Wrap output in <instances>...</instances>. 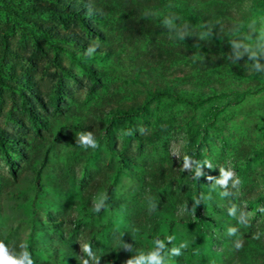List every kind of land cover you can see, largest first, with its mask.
I'll return each mask as SVG.
<instances>
[{"label": "rangeland", "instance_id": "rangeland-1", "mask_svg": "<svg viewBox=\"0 0 264 264\" xmlns=\"http://www.w3.org/2000/svg\"><path fill=\"white\" fill-rule=\"evenodd\" d=\"M116 1L103 3L107 19L101 27L105 39L99 43L112 47L114 54L93 57L71 46L69 52L59 54L61 65L73 78L63 77L60 113L45 114V128L35 133L25 119L24 125L15 121L21 114L14 108L0 111V127L23 139L22 154L8 151L10 164L0 158V243L9 255L23 259L33 209L40 222L35 246L49 252V257L38 252L34 264H61L60 260L109 264L107 260L113 258L136 264L141 255H159V242L164 243L168 235L170 250L182 243L186 247L180 248L178 256L171 253L163 258L162 264H264V68L248 61H264V0H234L224 17L227 44L242 45L249 56L243 73L237 72L235 62L215 52L188 47L160 68L154 52L174 46L155 31L172 22L166 10H149L128 22L125 8L115 7ZM185 2L204 10L224 3ZM3 7L0 3V35L11 42V48L31 53L25 24ZM49 23L58 28L54 21ZM123 26L131 30L129 37ZM143 54L151 59L150 65L134 77L125 61ZM39 61L33 72L48 85L54 80L47 75L52 68L43 57ZM79 63L97 72V83H90ZM154 86L210 102L194 111L178 106L164 113L172 129L152 144L127 141L112 128L110 146L124 151L127 158L120 163L104 146V112L120 104L138 103L145 90ZM211 104L223 109L214 128L207 131L206 145L200 151L202 162L194 177L184 153L185 131ZM63 123L84 126L98 147H83L81 133L69 130L55 140ZM35 172L43 189L34 199ZM224 173L231 174L227 183H221ZM194 179L199 186L198 212L193 202ZM98 205L99 216H84L83 209L90 211ZM48 219L58 227L56 233L48 230Z\"/></svg>", "mask_w": 264, "mask_h": 264}, {"label": "trees", "instance_id": "trees-1", "mask_svg": "<svg viewBox=\"0 0 264 264\" xmlns=\"http://www.w3.org/2000/svg\"><path fill=\"white\" fill-rule=\"evenodd\" d=\"M16 1L17 4H13L11 0H0V3L4 5L3 9L25 24L23 31L27 39L32 42L33 49L31 53L23 54L11 48V42L5 36L0 35V111L8 106L14 108L21 114L15 121L19 125H24L23 119H25L28 128L37 133L39 128H45V114L60 113V85L63 77L73 78L71 72L61 65L58 58L59 54L69 52V46L78 49L84 55L93 57H98L100 54L107 56L114 54L112 47L99 46V43L105 39L101 27L104 26L107 19L103 3L109 2V0ZM130 1L129 3L133 4H129V6L126 4V0L114 2L115 7L125 8V16L128 22H132L135 16H141V14L155 9L166 10V14L172 20L165 26L159 25L158 30H155L164 41L171 40L174 45L154 52L155 62L160 64V68H166L175 59L177 53H184V47H188L196 48L206 54H214L215 52L217 57L235 62L238 66L237 72H245L244 61L249 58L248 55L244 54L245 48L240 44L232 47L227 44L225 37L228 24L224 17L228 13V6L234 0H219L224 3L213 5L209 10L196 9L194 5L189 6L185 0ZM211 1L213 0H203L206 3ZM182 2L184 3L182 4ZM13 9H17L18 12ZM42 16H45L46 19H42ZM232 18L234 17L231 16L230 19ZM50 20L54 21L58 28L50 26ZM123 28L125 35L127 34L129 37L132 33L131 30L126 26ZM144 30L150 29L144 28ZM89 48H94L95 51L88 54ZM41 57L44 58L45 64L52 68V72H48L47 75L54 80L48 85L41 83V80L37 79L33 72ZM248 61L250 64L256 63L259 67L264 68V61L259 58H251ZM150 62L151 59L143 54L141 58L134 61L127 59L124 65L131 69L134 77H137L142 68L149 67ZM79 66L92 85L98 82V74L93 68L83 63H79ZM208 102H210L209 98L188 96L169 87L154 86L152 89L145 90L144 96L138 103L109 107L104 112L102 121V138H104L106 151L115 155L120 163L127 159L124 151L110 146L112 128L119 130L127 141L152 144L159 141L172 129L171 120L164 117V113H170L174 107L178 106L194 111ZM222 109V107L213 104L208 105L202 111L199 120L187 126L184 153L190 164V172L194 177H196V169L202 162L200 151L206 145L207 131L214 128L216 117ZM143 127L144 131L142 132L140 128ZM63 130L90 133L82 125L63 123L59 125L55 133V140L61 138ZM22 141L23 139L17 134L8 133L0 127L1 160L6 164L11 163L8 158V151L13 154H22ZM33 188L34 199L40 197L43 188L39 181L38 172H35L33 177ZM192 191L194 207L198 212L200 204L197 179L193 180ZM83 213L85 217L91 219L93 216L101 214V207L99 211H96V208L90 211L83 209ZM52 222V220H46L47 228L50 232L56 233L58 227L53 226ZM37 223L40 222L35 220V211L32 209L25 239L26 255H29L32 264H34L33 257L38 252L49 257L48 251L37 249L35 246L38 241ZM211 223L215 225L216 222ZM170 238L168 235L164 247L158 249L159 256L162 258L171 255ZM57 262L67 264L62 260ZM107 262L109 264H135L130 260L124 262L114 258L107 260Z\"/></svg>", "mask_w": 264, "mask_h": 264}, {"label": "clouds", "instance_id": "clouds-1", "mask_svg": "<svg viewBox=\"0 0 264 264\" xmlns=\"http://www.w3.org/2000/svg\"><path fill=\"white\" fill-rule=\"evenodd\" d=\"M95 49L94 48H89L87 50L88 54H91L92 52H94ZM79 142L81 143V145L85 148L88 147H92V148H96L98 147L97 142L95 141L94 137H93V133H81L79 136ZM187 166V165H185ZM199 175V174H197ZM224 179L221 181V183H227V180L230 178V173H224ZM100 210V206L98 205L96 208V211ZM160 247L163 248L164 247V243L161 241L159 242ZM186 245L185 244H181L179 248H172L171 249V253L172 255H180V248H185ZM240 245H237V248H239ZM85 252H87L89 255H91L90 249L88 248L87 245H85ZM162 257L159 256L156 253H150L147 256L141 255L140 258L137 260L136 264H162ZM27 261V264H32L31 259L29 258V255H25L23 257V259H17L12 255H9L6 247L3 243H0V264H24V262Z\"/></svg>", "mask_w": 264, "mask_h": 264}]
</instances>
